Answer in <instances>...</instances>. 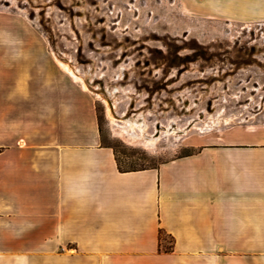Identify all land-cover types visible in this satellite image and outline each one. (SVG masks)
<instances>
[{
  "label": "crops",
  "instance_id": "crops-1",
  "mask_svg": "<svg viewBox=\"0 0 264 264\" xmlns=\"http://www.w3.org/2000/svg\"><path fill=\"white\" fill-rule=\"evenodd\" d=\"M30 65L0 78V264H264V127L122 170L93 97L32 92Z\"/></svg>",
  "mask_w": 264,
  "mask_h": 264
},
{
  "label": "rangeland",
  "instance_id": "rangeland-1",
  "mask_svg": "<svg viewBox=\"0 0 264 264\" xmlns=\"http://www.w3.org/2000/svg\"><path fill=\"white\" fill-rule=\"evenodd\" d=\"M27 42L31 61L22 60ZM54 54L113 92L115 117H135L155 145L124 138ZM23 62L32 92L93 97L102 144L122 170L155 167L227 127H264V1L0 0V78Z\"/></svg>",
  "mask_w": 264,
  "mask_h": 264
},
{
  "label": "bare ground",
  "instance_id": "bare-ground-1",
  "mask_svg": "<svg viewBox=\"0 0 264 264\" xmlns=\"http://www.w3.org/2000/svg\"><path fill=\"white\" fill-rule=\"evenodd\" d=\"M54 58L62 70L67 72L73 78V80L80 82L81 87L84 90H90L105 103L108 117L111 119L114 128L118 130L122 134V136H124V138L128 140L142 139V141H144L150 147H153L155 145L158 138L150 137L147 139L144 134V125H142V123H138V121L135 120V117L129 119H126L125 117H120L119 119H117L115 117L113 113L114 104L112 103V98L114 97L113 92L109 93L106 90H102L100 85H98L97 87H92V84L86 79V77L79 76L76 70L72 69L68 65V63L62 60V58L58 54H54ZM135 128L138 129L139 135L135 134ZM165 133L168 132L165 131Z\"/></svg>",
  "mask_w": 264,
  "mask_h": 264
},
{
  "label": "trees",
  "instance_id": "trees-1",
  "mask_svg": "<svg viewBox=\"0 0 264 264\" xmlns=\"http://www.w3.org/2000/svg\"><path fill=\"white\" fill-rule=\"evenodd\" d=\"M119 168V167H118Z\"/></svg>",
  "mask_w": 264,
  "mask_h": 264
}]
</instances>
